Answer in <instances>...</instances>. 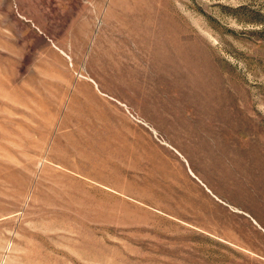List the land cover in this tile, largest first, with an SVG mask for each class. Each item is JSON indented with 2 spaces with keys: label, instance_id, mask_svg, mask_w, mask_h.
I'll use <instances>...</instances> for the list:
<instances>
[{
  "label": "rangeland",
  "instance_id": "rangeland-1",
  "mask_svg": "<svg viewBox=\"0 0 264 264\" xmlns=\"http://www.w3.org/2000/svg\"><path fill=\"white\" fill-rule=\"evenodd\" d=\"M0 264H264V0H0Z\"/></svg>",
  "mask_w": 264,
  "mask_h": 264
}]
</instances>
